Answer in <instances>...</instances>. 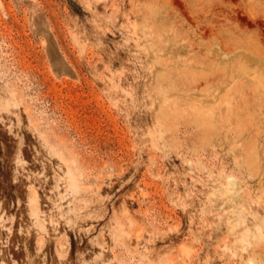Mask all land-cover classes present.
<instances>
[{"label": "rangeland", "instance_id": "rangeland-1", "mask_svg": "<svg viewBox=\"0 0 264 264\" xmlns=\"http://www.w3.org/2000/svg\"><path fill=\"white\" fill-rule=\"evenodd\" d=\"M263 61L264 0H0V264H264Z\"/></svg>", "mask_w": 264, "mask_h": 264}, {"label": "bare ground", "instance_id": "bare-ground-1", "mask_svg": "<svg viewBox=\"0 0 264 264\" xmlns=\"http://www.w3.org/2000/svg\"><path fill=\"white\" fill-rule=\"evenodd\" d=\"M252 18H253V16H252ZM237 25H239V24H237ZM143 29H144V28H143ZM150 31H151V30H150ZM256 32H257V31H256ZM259 34H260V33H259ZM142 35H143V34H142ZM260 37H261V36H260ZM254 40H256V41L258 40V42L260 43V41H259V36H257V38H255ZM260 40H261V38H260ZM257 49H258V48H257ZM259 50H260V49H259ZM261 50H262V49H261ZM260 52H261V51H260ZM261 54H263V53H261ZM263 62H264V61H263ZM180 69H181V68H180ZM180 71H181V70H180ZM182 72H183V71H182ZM262 77L264 78V71L262 72ZM257 82H258V81H257ZM259 84H260V83H259ZM261 85H262V84H261ZM166 100H167V99H166ZM5 102H7V101H5ZM7 103H8V102H7ZM7 103H6V104H7ZM7 105H8V104H7ZM7 105H6V106H7ZM158 108H159V106H158ZM172 113H173V112H172ZM174 113H175V112H174ZM61 159H62V157H61ZM65 162H66V160H65ZM71 175H72V173H71ZM227 179H228V182H229V183L232 182V181H231V180H232L231 177H229V178L227 177ZM69 180H70V179H69ZM72 180H73V179H72ZM230 181H231V182H230ZM70 182H71V181H70ZM72 182H73V181H72ZM72 182H71V183H72ZM71 183H70V185H71ZM225 183H226V182H225ZM233 183H234V182H233ZM70 185H69V186H70ZM232 185H233V184H232ZM75 186H76V185H75ZM72 187H73V185H72ZM68 188H70V187H68ZM73 189H75V188L73 187ZM225 189H226V188H225ZM227 189H228V188H227ZM230 189H231V188H230ZM239 189H240V188H239ZM239 189H238V191H239ZM75 190H76V189H75ZM240 190H241V189H240ZM71 191H72V190H71ZM224 191H226V190H224ZM228 191H231V190H228ZM238 191H237V192H238ZM226 192H227V191H226ZM226 192H225V193H226ZM69 193H70V192H69ZM58 195H59V194H58ZM241 195H242V194H241ZM241 195H240V196H241ZM224 196H225V195H224ZM231 197H232V196H231ZM225 198H226V197H225ZM225 198H224V200H225ZM228 198H230V197H228ZM228 198H227V199H228ZM242 198H243V197H242ZM32 200H35V199H32ZM229 200H230V199H229ZM229 200H228V201H229ZM228 201H227V202H228ZM241 201H242V200H241ZM29 202H30V201H29ZM31 202H32V201H31ZM230 202H231V201H230ZM231 204H232V203H231ZM227 205H228V204H227ZM239 205H240V204H239ZM225 208H226V207H225ZM225 208H224V209H225ZM228 208H230V207H228ZM231 208H233V207H231ZM234 208H235V207H234ZM236 208H237V207H236ZM236 208H235V209H236ZM239 208H240V207H239ZM239 208H238V209H239ZM242 210H243V207H242ZM31 211H32V210H31ZM31 211H30V212H31ZM239 211H240V210H239ZM38 212H39V207H38V205L33 206V211L31 212V213H33L32 215H33L34 218H35V219H33V220H35L36 224H39V225L41 226V227L39 226L38 228H44V227H42L44 222L42 223V220H41L42 218L40 219V217H39V215H38ZM236 213H237V212H236ZM231 214H232V213H231ZM59 215H60V214H59ZM233 218H234V217H233ZM242 218H243V217H242ZM227 219L229 220V218H227ZM227 219H226V221H227ZM66 223H67V222H66ZM66 223H65V224H66ZM257 224H258V223H257ZM257 224L254 225V226L257 227V229H258V231H259V234H262V233H263L262 235H264V231L262 232V231L260 230V229H263L264 226L261 225V226L263 227V228H261V226H260V225L257 226ZM252 225H253V224H252ZM228 227H229V226H228ZM255 227H254V228H255ZM38 230H39V229H38ZM246 231H247V230H245L244 232L246 233ZM256 231H257V230H256ZM258 231H257V232H258ZM120 232H122V231H120ZM123 233H124V231H123ZM259 234H258V235H259ZM127 235H128V234H127ZM262 235H261V236H262ZM240 237H241V236H240ZM259 237H260V236H259ZM240 239L243 240V238H240ZM244 239H245V238H244ZM263 247H264V246H263ZM182 251H183V250H182ZM261 251H263V249H262ZM263 253H264V252H263ZM184 254H186V253H184ZM261 258H262V257H261ZM261 258H260V259H261ZM260 259H259V260H260ZM190 261H191V260H190ZM250 261H251V260H250ZM252 264H253V263H252Z\"/></svg>", "mask_w": 264, "mask_h": 264}]
</instances>
